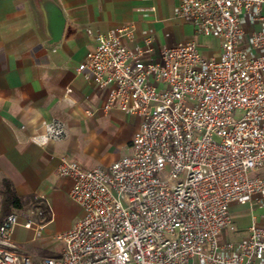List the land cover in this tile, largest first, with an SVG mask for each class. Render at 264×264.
Here are the masks:
<instances>
[{
    "label": "built area",
    "instance_id": "2783aa9c",
    "mask_svg": "<svg viewBox=\"0 0 264 264\" xmlns=\"http://www.w3.org/2000/svg\"><path fill=\"white\" fill-rule=\"evenodd\" d=\"M175 12L195 36L155 58L148 38L125 46L130 27L95 33L76 70L109 87L103 110L139 117L131 152L94 168L61 158L81 216L56 235L60 254L34 263L12 241L17 226H45L36 207L0 221V264H264V227L223 237L236 231L230 204L264 195V0H181ZM197 37L217 39L218 56ZM42 129L39 145L65 137L59 121Z\"/></svg>",
    "mask_w": 264,
    "mask_h": 264
},
{
    "label": "crops",
    "instance_id": "0c3cea01",
    "mask_svg": "<svg viewBox=\"0 0 264 264\" xmlns=\"http://www.w3.org/2000/svg\"><path fill=\"white\" fill-rule=\"evenodd\" d=\"M180 1L0 0V187L8 180L18 196L44 204L47 215L60 212L72 186L70 178L56 172L61 158L94 168L130 154L139 117L103 110L109 87L76 69L94 49L97 32L130 27L125 46L134 49L148 38L154 58L164 47L194 37L193 26L176 15ZM53 10L63 22L56 40ZM202 38H211L215 47L203 49ZM196 40L204 57L218 56L217 39ZM51 121L64 124L65 137L45 145L34 142ZM229 212L236 231L223 237L238 240L252 223L264 227V195L259 202H233ZM2 214L0 196V221ZM80 216L78 211L75 221Z\"/></svg>",
    "mask_w": 264,
    "mask_h": 264
},
{
    "label": "rangeland",
    "instance_id": "374dc122",
    "mask_svg": "<svg viewBox=\"0 0 264 264\" xmlns=\"http://www.w3.org/2000/svg\"><path fill=\"white\" fill-rule=\"evenodd\" d=\"M201 46L203 49H211L215 47V43L211 38H202ZM233 117L237 119L239 114L234 113ZM36 207H41L43 210V223H46L47 219H50V221L37 231L27 230L18 226L19 228H17L16 233L11 235L12 241L19 249L18 251L21 254L29 256L34 263L40 262L46 257H57L60 254L62 244L56 240V235L71 227L75 222L74 215L80 211V208L69 199L63 211L55 213L50 210L48 215L44 209L46 206L36 201L29 203L19 210L11 209L2 215L6 216L9 213H15L22 222L26 218L32 217L33 213H36ZM34 219L36 221L39 220L38 217H34Z\"/></svg>",
    "mask_w": 264,
    "mask_h": 264
},
{
    "label": "trees",
    "instance_id": "16d2710c",
    "mask_svg": "<svg viewBox=\"0 0 264 264\" xmlns=\"http://www.w3.org/2000/svg\"><path fill=\"white\" fill-rule=\"evenodd\" d=\"M1 206L3 213L11 209H22L29 203L33 202V197H20L16 194L10 181L3 179L0 187ZM50 219H47V222Z\"/></svg>",
    "mask_w": 264,
    "mask_h": 264
},
{
    "label": "water",
    "instance_id": "95a60500",
    "mask_svg": "<svg viewBox=\"0 0 264 264\" xmlns=\"http://www.w3.org/2000/svg\"><path fill=\"white\" fill-rule=\"evenodd\" d=\"M53 19H52V26H53V38L56 40V38L60 35L61 30H62V18L60 16V13L58 10H53Z\"/></svg>",
    "mask_w": 264,
    "mask_h": 264
}]
</instances>
